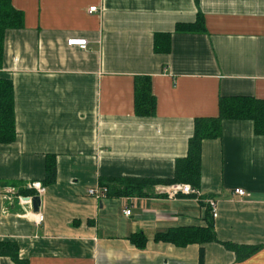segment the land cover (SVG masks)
<instances>
[{
	"label": "crops",
	"instance_id": "obj_1",
	"mask_svg": "<svg viewBox=\"0 0 264 264\" xmlns=\"http://www.w3.org/2000/svg\"><path fill=\"white\" fill-rule=\"evenodd\" d=\"M11 5L22 24L5 31L0 62L13 84L16 126V139L0 144V241H14L28 264H199L201 247L202 264H264V135L250 120H222L220 136L202 141L198 197H175L162 185L146 196L88 194L101 178L172 177L196 117L216 116L222 96L264 100V0ZM197 11L205 31H175ZM155 33H170L169 52L153 50ZM69 39H86V49ZM141 75L151 78L152 116L134 113ZM46 154L55 156L56 175L43 186ZM33 182L44 188L37 211L23 199L36 195ZM208 198L217 202L218 241L154 240L171 228L205 226ZM137 232L143 248L128 239ZM224 242L257 250L237 259ZM0 264L15 263L0 256Z\"/></svg>",
	"mask_w": 264,
	"mask_h": 264
},
{
	"label": "trees",
	"instance_id": "obj_2",
	"mask_svg": "<svg viewBox=\"0 0 264 264\" xmlns=\"http://www.w3.org/2000/svg\"><path fill=\"white\" fill-rule=\"evenodd\" d=\"M22 15L11 5V0H0V62L3 54L4 33L9 28H20ZM175 31L198 33L205 31L203 14L197 11L196 18L191 23H177ZM153 50L157 53H167L170 50V33H155ZM134 113L137 116H152L155 114L156 99L151 89L149 76H136L134 79ZM225 119L250 120L257 135H264V100L252 96H222L218 100L216 116H200L194 119V131L188 139L187 152L182 158L175 160L172 177H112L101 178V186H107V196H146L156 185L172 186L188 184L199 189L201 172V144L204 139L218 138L221 134V122ZM16 139L14 92L9 78L0 75V144H9ZM56 175L55 156L46 154L44 177L41 184L49 185L54 182ZM32 193L24 192L23 195ZM191 196L177 192L174 196ZM205 226H187L171 228L154 235L155 241H164L177 246L187 244L218 241L214 231L213 218L210 208L206 205ZM129 241L137 248H143L146 237L137 232L128 236ZM232 250L237 259H243L257 250V247L241 246L223 243ZM0 256L9 257L15 264H28L19 257L18 245L14 241H0ZM203 262V248L199 251V264Z\"/></svg>",
	"mask_w": 264,
	"mask_h": 264
},
{
	"label": "built area",
	"instance_id": "obj_3",
	"mask_svg": "<svg viewBox=\"0 0 264 264\" xmlns=\"http://www.w3.org/2000/svg\"><path fill=\"white\" fill-rule=\"evenodd\" d=\"M96 7H90L89 12H94L96 11ZM67 44L70 46H77L80 49H86L87 47V40L86 39H69L67 41ZM28 189L35 190L36 195H41L44 192V188L40 185L38 182H33L28 185ZM168 192L170 195H174L177 192H180L182 194H195L197 197L200 195L199 189H195L191 187L188 184H179V185H172L168 186L167 188ZM107 191L108 188L107 186H95L91 189H89L88 194L95 199L99 200L107 196ZM233 193L240 196V197H245L247 194L242 188H235L233 190ZM30 197V196H28ZM207 206L210 208V214L212 218L217 217V202L213 198H208L206 200ZM125 215H130V209H125L124 210ZM42 219V215L38 214L37 221H40Z\"/></svg>",
	"mask_w": 264,
	"mask_h": 264
},
{
	"label": "water",
	"instance_id": "obj_4",
	"mask_svg": "<svg viewBox=\"0 0 264 264\" xmlns=\"http://www.w3.org/2000/svg\"><path fill=\"white\" fill-rule=\"evenodd\" d=\"M23 199L31 202L34 211L38 210L40 205V197L38 195H33L32 197L26 196Z\"/></svg>",
	"mask_w": 264,
	"mask_h": 264
}]
</instances>
